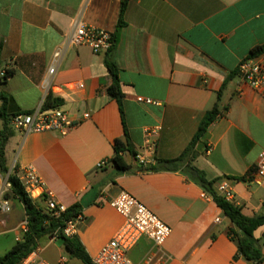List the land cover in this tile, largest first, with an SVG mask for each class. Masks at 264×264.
Returning <instances> with one entry per match:
<instances>
[{
    "label": "crops",
    "instance_id": "1",
    "mask_svg": "<svg viewBox=\"0 0 264 264\" xmlns=\"http://www.w3.org/2000/svg\"><path fill=\"white\" fill-rule=\"evenodd\" d=\"M122 1L0 0V73L15 71L6 84L0 76V92L23 111L38 109L52 93L77 122L66 135L14 129L6 147L9 173L32 166L58 202L82 206L83 221L74 237L92 259L123 224L110 200L126 191L172 228L162 247L142 238L129 252L133 263L249 264L237 257L238 242L229 236L235 225L198 184L181 170L136 167H161L160 160L177 159L191 147L228 80L219 102L222 113L187 162L215 182V190L228 180L234 194L230 202L243 214L264 215V180L253 183L264 152L263 89L247 86L238 75L243 60H264V53L252 55L264 46V0H128L125 25L117 33ZM79 25L117 33L113 54L136 152L123 153L129 172L112 163L115 141L125 131L119 105L107 93L112 83L107 53L67 45ZM58 51L62 56L51 75ZM147 128L158 129L152 144L145 142ZM102 161L107 164L97 168ZM38 194L32 198L40 202ZM16 201L12 212L24 210ZM12 212L0 214V232H18L17 241L26 218L20 221ZM254 237L264 255V225ZM55 242L48 239L46 247Z\"/></svg>",
    "mask_w": 264,
    "mask_h": 264
},
{
    "label": "built area",
    "instance_id": "2",
    "mask_svg": "<svg viewBox=\"0 0 264 264\" xmlns=\"http://www.w3.org/2000/svg\"><path fill=\"white\" fill-rule=\"evenodd\" d=\"M67 45L72 47L84 46L96 54L107 53L114 46V35L112 32L104 29L79 25L69 37ZM61 56L62 53L60 51L54 54V62L49 68L51 75L55 74L56 64ZM238 75L247 86L257 90L263 89L264 98V60H258L254 57L243 60L238 66ZM0 76L4 78L6 71H2ZM82 86L81 84L79 87L81 88ZM139 101L149 105H159V103L151 99L139 98ZM84 117L87 119L90 115L85 114ZM11 125L15 130L25 134L58 131L62 135H66L71 129L76 127L77 122L72 120L69 113L61 106L45 109L43 103L30 114L14 117ZM157 131V128H147L145 130V142L147 144H152L151 138ZM106 164L107 162L102 161L97 165V168H103ZM12 173L4 175L0 172V214L11 212V199L8 198V195L12 194V184L9 181V175ZM14 173H16V176L31 197L36 190H39L38 196L45 198L44 208L46 213L51 217L61 218L67 212L68 207L58 202L53 192L46 189L45 182L39 177L32 166L18 169ZM263 180L264 152H261L258 157L253 183L261 184ZM216 191L227 201H232L234 198L233 190L228 180H221L217 185ZM110 205L123 217L124 221L113 238L92 259L93 264H135L130 259L129 252L142 238L146 237L156 246L162 247L172 234V228L169 225L164 223L146 205L126 191H121L116 197L112 198ZM82 221V214L74 218L65 219L63 226L49 237L50 242L57 241L61 233L68 238L74 237ZM27 230L26 219L21 226V232L24 233ZM21 238L22 235L20 234L17 237V241H20ZM41 252V247H39L23 259L20 264H52L41 256ZM65 262H67V259L61 257L59 263L64 264ZM249 264L264 263L250 262Z\"/></svg>",
    "mask_w": 264,
    "mask_h": 264
},
{
    "label": "trees",
    "instance_id": "3",
    "mask_svg": "<svg viewBox=\"0 0 264 264\" xmlns=\"http://www.w3.org/2000/svg\"><path fill=\"white\" fill-rule=\"evenodd\" d=\"M128 5V0H123L121 4V16L117 25V33L121 27L125 25L123 14ZM117 33L114 35V40L117 38ZM114 47L107 52L105 64L110 72L112 83L107 88L108 95L115 99L119 105L120 113L124 125L125 136L123 139L115 141V156L112 158V163L122 172H129L132 168L128 166L123 158V153L128 152L131 155H136L135 150L131 146L128 129L126 127L124 113V94L121 89L119 78V68L114 59ZM264 53V46H261L253 51V56ZM14 70H6V76L2 79V83L6 84L13 75ZM231 76H229V79ZM228 80L225 81L223 89L217 94V102L213 108L206 112L199 130L189 147L179 158L174 160H160L158 162L161 167H154L140 164L138 171H158L162 169L181 170L190 180L198 184L203 191L209 195L217 206L223 211L226 217L235 225L236 229L229 231V236L238 242V255L244 257L247 261L264 263V255L259 240L255 239L254 232L264 225V215L249 217L243 214L242 208L236 204L227 201L220 196L214 188L213 181H209L204 172L196 168L190 162H187L193 153V146L206 133L210 124H212L222 113L219 108L222 91L224 90ZM62 105V99L50 93L44 102V108L49 109ZM32 111H23L17 107V104L12 96L0 92V172L4 175L9 173L6 159V147L9 140L14 136L15 130L11 125L12 119L18 115L30 114ZM17 170V169H16ZM9 181L12 184V194L8 198L18 199L25 210L28 230L21 233L22 238L16 241L15 245L2 257L0 264H20L23 259L29 256L33 251L41 247L43 239H49L56 230L63 226L65 219L74 218L82 212V206L75 204L68 207L66 213L61 218L51 217L45 211V198H41L40 202L35 201L25 190L22 182L16 176V173L9 175ZM42 205V206H41ZM59 240H62L66 253L73 260L79 261L81 264H93L92 258L86 252L81 241L77 237L68 238L62 233ZM235 257V258H237Z\"/></svg>",
    "mask_w": 264,
    "mask_h": 264
},
{
    "label": "rangeland",
    "instance_id": "4",
    "mask_svg": "<svg viewBox=\"0 0 264 264\" xmlns=\"http://www.w3.org/2000/svg\"><path fill=\"white\" fill-rule=\"evenodd\" d=\"M16 199L13 198L10 200L11 204V212L13 210L14 204H16ZM42 206V205H41ZM21 208V207H20ZM10 212V213H11ZM16 216L17 219L20 221H24L26 216L24 210L21 208L20 210H14L12 212ZM18 235V232H11V233H1L0 232V257L4 256L16 243V236ZM48 242V239H43L41 241V247H43L44 251L42 253V257L49 261L52 264H60L59 261L61 257H65L67 259V262L64 264H81L77 260H73L69 257V255L66 253L62 240H57L51 247H46Z\"/></svg>",
    "mask_w": 264,
    "mask_h": 264
}]
</instances>
